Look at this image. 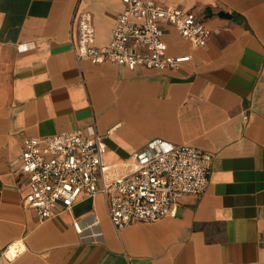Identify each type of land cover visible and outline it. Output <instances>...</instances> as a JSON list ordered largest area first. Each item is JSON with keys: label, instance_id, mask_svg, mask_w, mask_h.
Returning a JSON list of instances; mask_svg holds the SVG:
<instances>
[{"label": "crops", "instance_id": "0c3cea01", "mask_svg": "<svg viewBox=\"0 0 264 264\" xmlns=\"http://www.w3.org/2000/svg\"><path fill=\"white\" fill-rule=\"evenodd\" d=\"M158 1L195 8L215 30L192 47L167 27L168 53L191 56L173 70L76 60L78 12L105 46L121 0H0V264H264V0ZM91 123L112 128L105 163L154 138L211 152L204 192L118 232L102 193L39 221L16 172L23 138Z\"/></svg>", "mask_w": 264, "mask_h": 264}, {"label": "built area", "instance_id": "2783aa9c", "mask_svg": "<svg viewBox=\"0 0 264 264\" xmlns=\"http://www.w3.org/2000/svg\"><path fill=\"white\" fill-rule=\"evenodd\" d=\"M121 2L123 8L115 17L112 37L101 47L94 44L91 12H78L76 37L71 39L76 60L108 62L130 70L138 66L173 70L191 56L168 53L164 40L167 27L192 47L206 46L215 31L195 8L158 0ZM111 131L112 128L100 133L91 123L49 136L23 138L16 172L27 177L28 191L22 202L39 221L55 216L58 206L68 209L80 198L102 193L118 232L132 222H155L175 216L183 195L204 192L213 159L211 152L154 138L127 158L105 163L104 139ZM73 227L81 233L82 219L76 217Z\"/></svg>", "mask_w": 264, "mask_h": 264}, {"label": "bare ground", "instance_id": "6f19581e", "mask_svg": "<svg viewBox=\"0 0 264 264\" xmlns=\"http://www.w3.org/2000/svg\"><path fill=\"white\" fill-rule=\"evenodd\" d=\"M15 251H16L15 250V246L13 245V246L9 247L7 253H8L9 256H11L12 254H14Z\"/></svg>", "mask_w": 264, "mask_h": 264}, {"label": "water", "instance_id": "95a60500", "mask_svg": "<svg viewBox=\"0 0 264 264\" xmlns=\"http://www.w3.org/2000/svg\"><path fill=\"white\" fill-rule=\"evenodd\" d=\"M220 15H225V16H229V17H231L230 14H227V13H225V12H220Z\"/></svg>", "mask_w": 264, "mask_h": 264}]
</instances>
